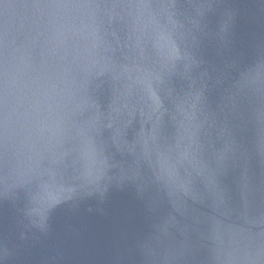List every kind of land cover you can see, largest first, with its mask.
<instances>
[{"label": "water", "instance_id": "95a60500", "mask_svg": "<svg viewBox=\"0 0 264 264\" xmlns=\"http://www.w3.org/2000/svg\"><path fill=\"white\" fill-rule=\"evenodd\" d=\"M0 264H264V0H0Z\"/></svg>", "mask_w": 264, "mask_h": 264}, {"label": "clouds", "instance_id": "9594fccd", "mask_svg": "<svg viewBox=\"0 0 264 264\" xmlns=\"http://www.w3.org/2000/svg\"><path fill=\"white\" fill-rule=\"evenodd\" d=\"M153 38V44L156 48L157 56L162 61H171L174 59L177 55L176 49L174 44L170 41V38L168 37L167 33L159 29L154 33L152 36ZM153 100L154 109L155 106L158 104V101L155 99V97H151Z\"/></svg>", "mask_w": 264, "mask_h": 264}]
</instances>
